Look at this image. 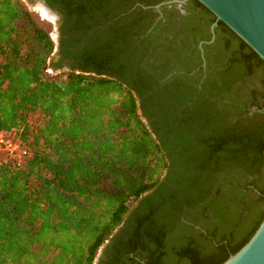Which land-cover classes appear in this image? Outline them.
<instances>
[{
	"label": "trees",
	"instance_id": "trees-1",
	"mask_svg": "<svg viewBox=\"0 0 264 264\" xmlns=\"http://www.w3.org/2000/svg\"><path fill=\"white\" fill-rule=\"evenodd\" d=\"M191 1L194 9L200 8L211 17V23L214 17ZM139 2L145 6V2ZM46 3L53 6L49 0ZM70 4L57 6L66 18L60 28L62 34L83 23L81 7ZM121 4L112 0L115 11L109 14L111 17L128 9L120 8ZM224 30L229 31L217 22L214 33ZM231 35L248 54L239 49L243 58L231 59L234 67L230 78L252 76L245 64L248 58H254L255 69L263 73V62ZM60 42L56 55L59 60L71 57L75 61L71 72L64 79L45 78L43 69L52 50L51 41L18 0H0V132L27 152L20 167L0 161V264H93L97 249L122 223L128 207L163 184L160 177L171 157L167 153L171 141L158 130L165 127L169 133L170 121H176L173 112L179 98L171 99L174 107L162 116L165 125L161 115L152 118L145 105L137 103L140 93L119 77L118 68L108 71L113 53L110 49H92L84 60L82 55L86 53L68 52ZM115 60L116 67H124V59ZM58 62L51 61L49 67L58 69ZM87 66L96 69L93 72ZM219 80L217 90H225L226 77ZM261 100L259 105H245L257 111L251 117L243 116L246 109L242 107L234 111L232 120L223 116L224 109L212 115L215 108L210 104L197 109L196 125L188 126L203 150L201 157L195 156L205 177L190 191L184 189L180 200L170 195L168 207L179 210L181 204L192 206L191 200L204 198L209 185L222 174L219 183H226L231 174L236 180L243 177L256 200L264 202V94ZM206 105L212 108L207 113L203 112ZM32 113L39 114L36 125L27 121ZM256 117L262 123H257ZM189 120L193 122V118ZM198 125L201 130L196 132ZM228 183L230 188L225 192L216 189L213 202L202 206L213 213L220 230H225L216 239L212 234L214 244L220 243L219 257L226 247L231 251L216 262L195 264L222 263L249 239L264 216L260 208L249 211V207H242V200L236 197L243 185L238 181ZM225 197L231 219L245 209V223H253L236 247L229 244V238L243 233L245 225L238 229L225 217L227 213L220 211L219 202Z\"/></svg>",
	"mask_w": 264,
	"mask_h": 264
},
{
	"label": "flooded vegetation",
	"instance_id": "flooded-vegetation-1",
	"mask_svg": "<svg viewBox=\"0 0 264 264\" xmlns=\"http://www.w3.org/2000/svg\"><path fill=\"white\" fill-rule=\"evenodd\" d=\"M39 1L57 17H54L56 53L60 41H63V46L68 52L86 53L82 55L84 60H87L86 56L92 49H110L113 53L107 66L108 71L119 69V77L140 93L136 101L139 105H145L152 118L167 116L174 107L171 99L175 96L182 103L180 107L191 104L196 105V109L205 104L212 107L209 95L220 86L219 78L224 77L227 80L226 89L223 91L234 94L235 97L231 110L245 108V105H250L251 102L259 105L262 101L264 72L260 73L255 69V59L248 58L245 62L252 76L230 78L234 67L231 59L243 58V55L238 53L239 44L229 31L215 34L217 22L211 33L210 26L215 19L210 23L211 17L200 8L194 9L191 0H187L183 5H163L158 11L153 9L155 5L171 0H140L145 2V6H142L139 0H118V3H122L120 8L128 9L115 18L109 15L115 11L112 0H94L93 3H89L91 0H49L53 3L51 7L47 5L46 0ZM39 1L36 0V3L40 4ZM69 2L71 7H81L83 23H79L78 28L66 29L62 34L60 28L66 18L58 12L57 6L64 3L68 6ZM106 13L108 15L104 16ZM108 16L110 19L106 20L104 17ZM96 22L101 24H95ZM142 25L144 29H141ZM72 40L75 43L71 46ZM209 41L211 42L206 43ZM240 52L243 53L241 49ZM56 53L52 62L60 61L59 68L69 71L75 61L71 57L59 60ZM243 54L247 55L248 52ZM119 57L125 60L124 67H116L114 61ZM206 61H209V67H205ZM87 67L93 72L96 69L94 66ZM248 77L252 79L248 80ZM213 80L217 82L216 86ZM179 106L174 108L175 114L180 110ZM210 106L206 105L203 112L207 113V110L212 109ZM214 108L212 115H215L214 111H219L217 107ZM253 108L254 106L245 108L243 116L251 117L257 112ZM223 116L228 117L226 114ZM171 118L169 115V119ZM261 120L260 117L255 118L257 123H262ZM170 125H173V121H170ZM220 126L225 127L223 124ZM158 133L165 135L166 141H170V134L165 127H159ZM233 181L243 185L240 189L242 192L236 197L242 200V207H249V211L260 208V212H264V202L256 200L255 195L247 189L244 178H235ZM226 188L230 186L224 185L223 182L218 183L216 187L221 192H225ZM161 191L160 187H156L144 193L128 208L122 223L102 246L94 264H195L210 260L216 262L231 251L226 247L227 251L219 257L220 243L214 244L213 237L216 239L221 230L213 213L202 206L212 203L214 194L210 198L205 195L195 201V206H202L200 209L181 204L179 210L175 209L179 211L175 220L166 218L162 221L155 217L156 209L160 210ZM227 200L225 197L219 202L218 208L222 213H227ZM168 208L173 210V206ZM247 213L244 209L235 214L233 219L230 213L225 216L230 218L238 229L242 228L241 224L245 225L243 233L229 238V244L233 247L243 241L253 226L252 222L245 223ZM185 214L189 217L184 216Z\"/></svg>",
	"mask_w": 264,
	"mask_h": 264
},
{
	"label": "rangeland",
	"instance_id": "rangeland-1",
	"mask_svg": "<svg viewBox=\"0 0 264 264\" xmlns=\"http://www.w3.org/2000/svg\"><path fill=\"white\" fill-rule=\"evenodd\" d=\"M18 1L20 2L23 10L28 12V15L33 21V23H35L39 28L44 31V33L48 36L49 40L52 43V50L46 58L45 66L43 69L44 77L49 79H64V76L70 73L71 71H68L65 68H58L53 70L49 67L50 62L55 59L57 43L55 32L56 24L54 22V16L51 15V13H48L41 5L37 7V3L34 0ZM42 11L47 12V14H49L51 17L46 16ZM209 97L212 101L211 105L217 107L218 110L224 109V113L228 116L230 120H232V114H234L235 111L231 110V106L235 101L234 94L232 95L231 93L223 90L219 91L216 88L215 91L211 95H209ZM224 100H226L227 102H224ZM179 105H182L181 101H179ZM197 113L198 112L196 109V105L192 106L191 104L190 106H181L180 110L178 109L176 114H173V116L176 118V121H174L172 128L169 127V134L171 138H168L170 139L171 144L167 150V153L171 155V157L167 158L168 168L166 167L163 170L160 177V182L164 183L160 186V189L162 190L159 198L160 210L156 209L155 216L157 219H160L162 221L166 218H173V220H175V217L178 215L179 212L177 210H170V208H168L167 204L169 196L174 195L177 199L180 200L182 198V192H184L185 190L190 191V188H192L194 184H199L201 181L204 180L205 177V172L199 169V161L195 156L199 154L201 157L203 150L198 146V142L196 139L197 136L190 132L191 129L188 126V124L191 126L196 125ZM138 114L140 115V112H138ZM162 116L164 115H161L160 119H162V123H165L166 125V119L164 120ZM190 118H193V122L189 120ZM27 121L31 125H36L40 121L39 114H29L27 117ZM142 121L148 126V124L143 118ZM200 128V125H198L196 128L197 130H194L198 132L201 130ZM222 175H220V177ZM220 177L217 176L214 179L213 183L209 185L206 191V196L211 197V195H213V192L215 191L217 184L219 183L218 179H220ZM209 179H212V177H210ZM233 180H235V176L231 174L230 176H227V179L225 180L226 183L223 184L229 186L228 182L234 183ZM181 188L183 189L181 190ZM195 201L191 200L192 203H194ZM195 204L196 202L192 205L193 208L200 209L202 207L201 205L200 207L198 205L195 206ZM228 208H230V206H228ZM184 216L188 215L185 214ZM223 231L225 230H222L220 233H222ZM106 241L97 249L93 264L95 263L96 258Z\"/></svg>",
	"mask_w": 264,
	"mask_h": 264
},
{
	"label": "water",
	"instance_id": "water-1",
	"mask_svg": "<svg viewBox=\"0 0 264 264\" xmlns=\"http://www.w3.org/2000/svg\"><path fill=\"white\" fill-rule=\"evenodd\" d=\"M186 1L171 0L162 2L155 5L153 9L158 11L161 6L168 4L183 5ZM195 1L214 17L215 22L210 26L211 33L216 22H221L264 64V0ZM39 3L57 19L55 13L47 9L41 1ZM199 50L201 52V48ZM220 264H264V216L249 239Z\"/></svg>",
	"mask_w": 264,
	"mask_h": 264
},
{
	"label": "built area",
	"instance_id": "built-area-1",
	"mask_svg": "<svg viewBox=\"0 0 264 264\" xmlns=\"http://www.w3.org/2000/svg\"><path fill=\"white\" fill-rule=\"evenodd\" d=\"M26 157V150L0 132V161H7L17 168L23 164Z\"/></svg>",
	"mask_w": 264,
	"mask_h": 264
},
{
	"label": "bare ground",
	"instance_id": "bare-ground-1",
	"mask_svg": "<svg viewBox=\"0 0 264 264\" xmlns=\"http://www.w3.org/2000/svg\"><path fill=\"white\" fill-rule=\"evenodd\" d=\"M38 6H40V4H37V7ZM46 16H48V17H51L49 14H47V12H45V11H42Z\"/></svg>",
	"mask_w": 264,
	"mask_h": 264
}]
</instances>
